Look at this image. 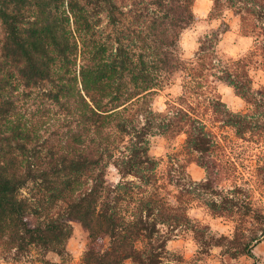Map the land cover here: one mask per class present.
Listing matches in <instances>:
<instances>
[{"label": "trees", "instance_id": "16d2710c", "mask_svg": "<svg viewBox=\"0 0 264 264\" xmlns=\"http://www.w3.org/2000/svg\"><path fill=\"white\" fill-rule=\"evenodd\" d=\"M193 3L0 0L4 255H61L77 223L89 239L83 264L159 263L166 237L157 225L176 227L185 216L157 194L143 197L157 182L148 137L183 133L184 148L198 154L214 144L182 104L171 119L137 105L183 67L179 35L194 21ZM222 8L264 29V0H214L209 15ZM211 43L199 42L198 52ZM234 71L223 69V79L255 112L226 111L224 123L238 137L264 132V98L253 101L247 76L239 80ZM109 165L138 182L109 183Z\"/></svg>", "mask_w": 264, "mask_h": 264}, {"label": "rangeland", "instance_id": "374dc122", "mask_svg": "<svg viewBox=\"0 0 264 264\" xmlns=\"http://www.w3.org/2000/svg\"><path fill=\"white\" fill-rule=\"evenodd\" d=\"M212 8L213 5L209 10L203 0H194V21L179 35L178 56L183 67L170 74L160 89L148 95L145 104H142L144 100L137 105L140 109L148 106L171 119L175 107L182 104L191 118L204 126L208 139L214 144L209 152L198 154L184 148L183 133L148 137L149 155L158 164L157 182L143 197L157 194L181 209L185 216L178 226H165L166 232L159 228L166 241L158 264H264V132H247L238 137L233 128L224 123L226 111L251 114L255 109L235 94L221 74L223 69H232L239 80L247 76L244 83L253 101L264 98L261 94L264 91V29H250L249 23L243 24L234 10L230 16H225V8H222L220 14L210 16ZM204 12H207V23L218 21V24L193 37L196 25L202 22L199 13ZM205 37L212 39L211 46L198 52L199 42L205 41ZM193 43L198 47L191 57H186L184 45ZM222 86L231 88L232 93L223 92ZM181 96L184 98L179 100ZM251 97L250 103L253 102ZM161 107L164 111L158 110ZM197 159L206 164V170ZM129 177L132 176L121 179L114 166L107 168L109 183L138 182ZM121 206H126V202ZM190 211H198L199 218L189 217ZM214 225L216 231H213ZM70 226L65 253L40 254L32 250L24 257L13 259L12 253L4 255L0 248V261L3 264H83L88 236L80 224ZM221 228L225 231L220 232ZM189 240L198 246L195 252H190ZM136 245L142 247L140 243ZM98 247H102L100 242ZM213 248L221 251L213 254ZM123 264L134 263L127 260Z\"/></svg>", "mask_w": 264, "mask_h": 264}, {"label": "clouds", "instance_id": "9594fccd", "mask_svg": "<svg viewBox=\"0 0 264 264\" xmlns=\"http://www.w3.org/2000/svg\"><path fill=\"white\" fill-rule=\"evenodd\" d=\"M198 2H199V0H198ZM203 2L206 3L209 6V10H210V7L214 4V0H203ZM231 14H232L231 13V9H225L224 10V15L225 16H230ZM199 15L201 16V21L202 22L200 24L196 25L195 31L192 33V36L193 37L200 35L201 33L205 32L208 29L215 28L216 25L218 24V21H214L211 24H209V23L206 22L207 12L199 13ZM248 43L249 44L251 43V38H249ZM197 47H198V45H196L195 43H193L191 46L184 45L186 57H191L192 56V52ZM221 90L223 92H226V93H229V94H231L232 91H233L231 88L224 87V86L221 87ZM158 110L159 111H164V108L161 107ZM129 179H133V178L132 177H129ZM188 215H189V217L196 216L197 218H199V212L198 211H190L188 213ZM157 227L160 228L161 231H165V232L167 231V229H166V227L164 225H157ZM213 231H216L215 225L213 226ZM219 231L220 232H224L225 230L223 228H221V229H219ZM197 247L198 246L195 244L194 241L189 240V242H188V248H189L190 252H195ZM211 251L213 252V254H218L221 251V249H219V248H213V249H211ZM0 264H3V261H0Z\"/></svg>", "mask_w": 264, "mask_h": 264}]
</instances>
